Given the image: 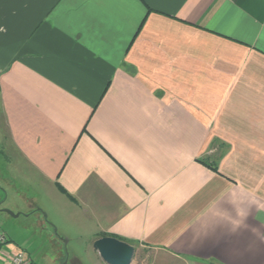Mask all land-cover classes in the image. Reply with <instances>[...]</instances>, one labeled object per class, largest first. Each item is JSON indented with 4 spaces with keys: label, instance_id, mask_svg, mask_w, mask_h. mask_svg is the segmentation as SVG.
<instances>
[{
    "label": "crops",
    "instance_id": "obj_1",
    "mask_svg": "<svg viewBox=\"0 0 264 264\" xmlns=\"http://www.w3.org/2000/svg\"><path fill=\"white\" fill-rule=\"evenodd\" d=\"M1 170L93 264H264V0H0Z\"/></svg>",
    "mask_w": 264,
    "mask_h": 264
},
{
    "label": "rangeland",
    "instance_id": "obj_2",
    "mask_svg": "<svg viewBox=\"0 0 264 264\" xmlns=\"http://www.w3.org/2000/svg\"><path fill=\"white\" fill-rule=\"evenodd\" d=\"M0 175L7 172L1 170ZM31 195V188L17 187L13 181L0 189V230L36 264H93L96 257L88 239L61 237L46 212H19L27 211L22 210V198Z\"/></svg>",
    "mask_w": 264,
    "mask_h": 264
},
{
    "label": "water",
    "instance_id": "obj_3",
    "mask_svg": "<svg viewBox=\"0 0 264 264\" xmlns=\"http://www.w3.org/2000/svg\"><path fill=\"white\" fill-rule=\"evenodd\" d=\"M106 264H132L135 247L115 237H102L93 244Z\"/></svg>",
    "mask_w": 264,
    "mask_h": 264
},
{
    "label": "built area",
    "instance_id": "obj_4",
    "mask_svg": "<svg viewBox=\"0 0 264 264\" xmlns=\"http://www.w3.org/2000/svg\"><path fill=\"white\" fill-rule=\"evenodd\" d=\"M9 244L8 237L0 230V257H6L8 264H36L30 257L21 249L9 250L6 252L4 249Z\"/></svg>",
    "mask_w": 264,
    "mask_h": 264
}]
</instances>
